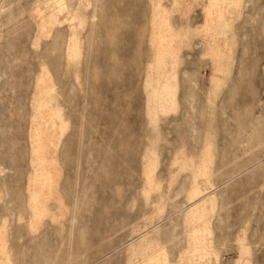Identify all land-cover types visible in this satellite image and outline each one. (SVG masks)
Instances as JSON below:
<instances>
[{"label":"rangeland","instance_id":"374dc122","mask_svg":"<svg viewBox=\"0 0 264 264\" xmlns=\"http://www.w3.org/2000/svg\"><path fill=\"white\" fill-rule=\"evenodd\" d=\"M0 264H264V0H0Z\"/></svg>","mask_w":264,"mask_h":264}]
</instances>
